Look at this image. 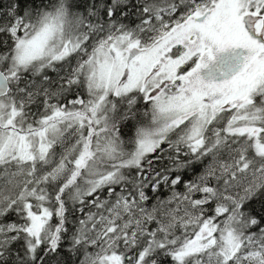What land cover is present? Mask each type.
<instances>
[{"label":"snow or ice","instance_id":"obj_1","mask_svg":"<svg viewBox=\"0 0 264 264\" xmlns=\"http://www.w3.org/2000/svg\"><path fill=\"white\" fill-rule=\"evenodd\" d=\"M0 264H264V0H0Z\"/></svg>","mask_w":264,"mask_h":264}]
</instances>
